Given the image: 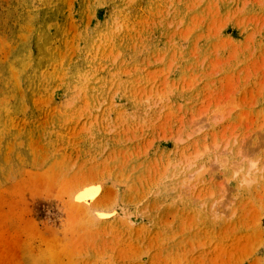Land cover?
I'll list each match as a JSON object with an SVG mask.
<instances>
[{"label":"rangeland","instance_id":"374dc122","mask_svg":"<svg viewBox=\"0 0 264 264\" xmlns=\"http://www.w3.org/2000/svg\"><path fill=\"white\" fill-rule=\"evenodd\" d=\"M0 264H264V0H0Z\"/></svg>","mask_w":264,"mask_h":264},{"label":"bare ground","instance_id":"6f19581e","mask_svg":"<svg viewBox=\"0 0 264 264\" xmlns=\"http://www.w3.org/2000/svg\"><path fill=\"white\" fill-rule=\"evenodd\" d=\"M90 186H92L91 184H89ZM89 185H86V186H89ZM82 186H84V185H82ZM94 186V188L93 187H91L90 189H88L87 188V190H85V188L86 187H83V188H81V189H83V190H85V191H81V189H79L80 190V192H78V190L76 191V193H77V195H76V199L75 200H73V201H77V202H81V203H83L82 205H85V203L83 202L84 200H85V198H87V197H89V199L91 200V199H93V197L96 195V193H97V191H99L97 188H95V186L96 185H93ZM97 187H98V185H97ZM97 189V190H96ZM99 189H100V186H99ZM95 190H96V193H95ZM76 193H74V196H75V194ZM98 194H99V192H98ZM98 198H99V196H97ZM96 197V198H97ZM73 198V197H72ZM97 200V199H96ZM92 201V200H91ZM91 201H89L90 203H92ZM94 202H96V201H94ZM74 204V203H73ZM76 204V203H75ZM89 204H87L86 203V207L88 206ZM92 206V205H91ZM90 205H89V208H88V210L90 209V207H91ZM77 207V206H76ZM80 207V206H79ZM80 208H82V207H80ZM89 212V211H88ZM96 213V212H95ZM100 216H103V213L102 212H97ZM111 213H113V211L111 212ZM111 213L109 214V215H111ZM106 214V213H105ZM108 214H106V216H109ZM114 214V213H113ZM96 215V214H95ZM96 218H97V216H96ZM100 218H102V217H99V219ZM101 220V219H100Z\"/></svg>","mask_w":264,"mask_h":264}]
</instances>
